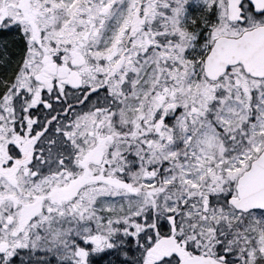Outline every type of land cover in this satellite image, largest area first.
I'll return each instance as SVG.
<instances>
[{
    "label": "snow or ice",
    "instance_id": "1",
    "mask_svg": "<svg viewBox=\"0 0 264 264\" xmlns=\"http://www.w3.org/2000/svg\"><path fill=\"white\" fill-rule=\"evenodd\" d=\"M0 264H264V0H0Z\"/></svg>",
    "mask_w": 264,
    "mask_h": 264
}]
</instances>
